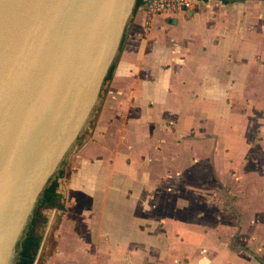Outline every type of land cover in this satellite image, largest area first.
I'll return each instance as SVG.
<instances>
[{"label":"crops","instance_id":"1","mask_svg":"<svg viewBox=\"0 0 264 264\" xmlns=\"http://www.w3.org/2000/svg\"><path fill=\"white\" fill-rule=\"evenodd\" d=\"M256 2L199 0L150 26L136 9L58 203L43 207L35 264H264V205L215 207L216 157L232 171L264 140V64L248 41L264 22ZM263 177L240 179L242 196L255 192L244 203L264 193Z\"/></svg>","mask_w":264,"mask_h":264},{"label":"water","instance_id":"2","mask_svg":"<svg viewBox=\"0 0 264 264\" xmlns=\"http://www.w3.org/2000/svg\"><path fill=\"white\" fill-rule=\"evenodd\" d=\"M136 4L0 0V264L18 262L46 188L101 103Z\"/></svg>","mask_w":264,"mask_h":264},{"label":"rangeland","instance_id":"3","mask_svg":"<svg viewBox=\"0 0 264 264\" xmlns=\"http://www.w3.org/2000/svg\"><path fill=\"white\" fill-rule=\"evenodd\" d=\"M257 4V5H256ZM259 4V6H258ZM256 5V6H255ZM261 5V6H260ZM253 9H260L262 8L263 10V19H264V4H260L259 2L252 3ZM258 6V7H257ZM159 15H165V14H159ZM157 16V15H156ZM264 21V20H263ZM259 23V22H258ZM248 41L250 42L249 45V51L253 49V47L258 45L261 47L260 48V57H258L260 62L264 64V22L261 24L259 23L257 27H252V25L248 26ZM260 41V42H259ZM263 57V59H262ZM105 87V85H104ZM103 87V89H104ZM101 104V103H100ZM100 104L96 108L95 113L87 126V128L84 130V133H82L77 141V143L73 146L71 151L68 153L66 159L64 160V163L62 165V168H66L70 163L73 162L74 159H76L75 155L81 151L83 148V139L90 130V128L93 126L94 121L97 119L99 110H100ZM238 111V108L232 107V117L233 121L234 116ZM264 115V114H263ZM251 141V140H250ZM249 143V152L245 157H239L237 156L236 160L233 161V164L235 165V168L232 169H225L226 166L229 164H226V161H223V158L227 159V156L224 154H220L216 157L217 159V164H219L220 169L216 170L215 172V207H216V212H226V211H240V210H256V204L258 205H264V193L259 194L256 199L257 201H254L250 203L249 201L247 203H244V197H247L248 195L254 196L253 188L250 187H242L241 191L245 192V194L242 196L240 194V186L239 182L240 179L249 181L251 179H258L260 181L259 177L264 174V151L255 152L254 149L259 148L258 144L262 143L261 139H256L253 140ZM224 149V142L220 145H215L214 147H219ZM212 147V146H211ZM257 155H256V154ZM205 157V162L213 165V159L214 155L210 156H204ZM242 163V164H241ZM226 164V165H225ZM245 164V166H241ZM66 165V166H65ZM244 167V168H241ZM254 167V168H253ZM61 171V170H60ZM256 176V177H255ZM240 177V178H239ZM263 186L260 188L261 191L264 190V177H263ZM44 210L48 211L47 209L41 208L40 211L42 212ZM260 210V208L258 209ZM37 228V225H36ZM47 227H45V230H43L45 233L47 232ZM43 244V243H42ZM223 254V253H222ZM221 254V255H222Z\"/></svg>","mask_w":264,"mask_h":264},{"label":"trees","instance_id":"4","mask_svg":"<svg viewBox=\"0 0 264 264\" xmlns=\"http://www.w3.org/2000/svg\"><path fill=\"white\" fill-rule=\"evenodd\" d=\"M143 3H144V0H137L135 11ZM125 38H126V33H125V36L123 38L121 50L123 48ZM119 58H120V53H119L118 57L116 58V60L114 61L113 65L111 66V69H110V71L107 75L106 81H105V87H104L103 91H106L107 86L109 85L110 81L113 78V75H114L115 69L117 67ZM64 172H65V169L62 168L61 171L59 172V174L57 175V177L46 188L44 196L41 199V201H40V203L36 209L34 218H33L32 223H31L30 231L22 243L20 258L16 264H35L37 254H38V251L41 247L42 240H43L42 235L38 234L35 230L38 221L40 219L44 218L40 209L43 207H47V206L57 205V203H58L57 201H58V198L60 196V194L58 193L59 179L64 175Z\"/></svg>","mask_w":264,"mask_h":264},{"label":"built area","instance_id":"5","mask_svg":"<svg viewBox=\"0 0 264 264\" xmlns=\"http://www.w3.org/2000/svg\"><path fill=\"white\" fill-rule=\"evenodd\" d=\"M199 0H144L142 4L146 14V24L151 25L153 17L159 14L174 16L181 12L196 9Z\"/></svg>","mask_w":264,"mask_h":264}]
</instances>
